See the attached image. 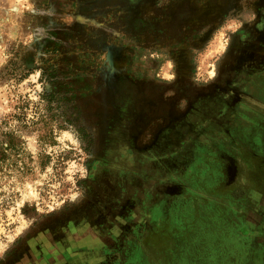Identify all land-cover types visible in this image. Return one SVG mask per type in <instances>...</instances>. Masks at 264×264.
I'll list each match as a JSON object with an SVG mask.
<instances>
[{"label": "rangeland", "instance_id": "rangeland-1", "mask_svg": "<svg viewBox=\"0 0 264 264\" xmlns=\"http://www.w3.org/2000/svg\"><path fill=\"white\" fill-rule=\"evenodd\" d=\"M262 198L264 0H0V264L244 262Z\"/></svg>", "mask_w": 264, "mask_h": 264}, {"label": "crops", "instance_id": "crops-1", "mask_svg": "<svg viewBox=\"0 0 264 264\" xmlns=\"http://www.w3.org/2000/svg\"><path fill=\"white\" fill-rule=\"evenodd\" d=\"M256 213L264 216V198L256 208ZM230 223L229 221H226ZM240 227L241 229H238ZM237 228V229H236ZM232 244L243 249L238 254L244 262L235 264H264V218L256 217L255 221L245 220L230 232Z\"/></svg>", "mask_w": 264, "mask_h": 264}]
</instances>
